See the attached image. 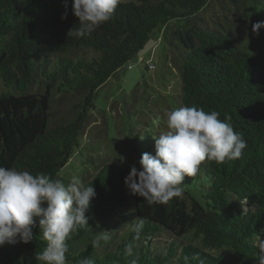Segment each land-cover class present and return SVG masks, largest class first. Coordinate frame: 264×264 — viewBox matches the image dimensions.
Returning <instances> with one entry per match:
<instances>
[{
    "label": "trees",
    "instance_id": "1",
    "mask_svg": "<svg viewBox=\"0 0 264 264\" xmlns=\"http://www.w3.org/2000/svg\"><path fill=\"white\" fill-rule=\"evenodd\" d=\"M214 1L220 0H120L109 21L68 37L79 23L72 0H0V81L6 87L0 93V167L62 181L59 172L80 145L98 90L130 66L158 28L172 45L179 42L183 107L216 111L247 144L238 159L202 162L199 172L209 180L200 189L204 201L182 189L166 204H149L125 185L129 164L103 165L84 183L96 196L85 214L88 225L66 241V264H258L264 58L236 30L200 15ZM248 8L264 21V0H250ZM259 32L264 53V28ZM146 152L155 155V146ZM34 219L32 241L0 247V264H43L36 257L47 241ZM110 221L115 225L109 228ZM104 235L108 239L94 246Z\"/></svg>",
    "mask_w": 264,
    "mask_h": 264
},
{
    "label": "clouds",
    "instance_id": "2",
    "mask_svg": "<svg viewBox=\"0 0 264 264\" xmlns=\"http://www.w3.org/2000/svg\"><path fill=\"white\" fill-rule=\"evenodd\" d=\"M119 3L120 0H72L73 14L79 23L69 30L68 37L90 34L112 18ZM61 18L66 19L67 14ZM262 28L264 21L253 23V34L259 35ZM166 115L169 130L155 137V155L143 153L139 160L141 170L132 166L124 181L133 195L143 197L149 204H166L182 196L185 177H195L205 160H235L247 147L231 123L220 120L216 111L181 107ZM95 196L92 184L85 186L78 178L65 185L43 173L33 175L27 170L0 167V247L32 241L34 218H39L47 246L37 260L43 264H66V241L88 225L85 214ZM246 202H240L241 206ZM101 238L108 239L106 235L98 237L93 245L99 246ZM257 247L258 264H264V238ZM80 264L93 261L82 259Z\"/></svg>",
    "mask_w": 264,
    "mask_h": 264
},
{
    "label": "rangeland",
    "instance_id": "3",
    "mask_svg": "<svg viewBox=\"0 0 264 264\" xmlns=\"http://www.w3.org/2000/svg\"><path fill=\"white\" fill-rule=\"evenodd\" d=\"M249 2L236 5L231 0L214 1L209 11L200 15L209 21L210 18L218 23L222 21L232 31L236 30L240 39L264 58L258 47L260 32L259 35L252 32V24L258 21L253 18L262 21V16L259 11L249 10ZM169 39L163 28L156 29L130 61L132 68L125 66L98 90L80 145L59 172L65 185L73 178L84 184L108 163L139 166L141 154L151 151L155 137L168 130L166 113L183 107L179 42L172 45ZM147 65L153 68L149 69ZM5 90L0 81V93ZM204 185H209V180L198 171L195 177H185L182 189L204 201L200 190ZM108 224L110 228L115 222ZM116 226L113 229L122 232L120 224Z\"/></svg>",
    "mask_w": 264,
    "mask_h": 264
},
{
    "label": "built area",
    "instance_id": "4",
    "mask_svg": "<svg viewBox=\"0 0 264 264\" xmlns=\"http://www.w3.org/2000/svg\"><path fill=\"white\" fill-rule=\"evenodd\" d=\"M129 68H132V66L130 65Z\"/></svg>",
    "mask_w": 264,
    "mask_h": 264
}]
</instances>
